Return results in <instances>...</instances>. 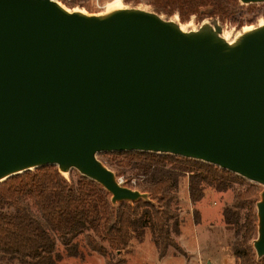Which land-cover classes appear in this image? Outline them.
Here are the masks:
<instances>
[{"label":"water","instance_id":"water-1","mask_svg":"<svg viewBox=\"0 0 264 264\" xmlns=\"http://www.w3.org/2000/svg\"><path fill=\"white\" fill-rule=\"evenodd\" d=\"M253 30L229 46L217 28L184 32L152 10L0 0V182L55 164L133 202L148 196L98 153L200 160L263 186L252 243L263 257L264 24Z\"/></svg>","mask_w":264,"mask_h":264},{"label":"trees","instance_id":"trees-1","mask_svg":"<svg viewBox=\"0 0 264 264\" xmlns=\"http://www.w3.org/2000/svg\"><path fill=\"white\" fill-rule=\"evenodd\" d=\"M72 2L87 0H70L66 4ZM148 2L151 10L159 15L178 6L188 13H205L222 20L242 4L239 0ZM205 8L208 11L205 12ZM98 158L116 177L123 176L125 186L146 193L148 198L112 203L110 193L99 183L81 174L72 182L55 164L12 175L0 182V264H11L15 259L26 264H55L60 259L55 250L56 240L65 246L68 255H76L78 250L71 240L84 230L91 232L86 236L91 248L100 254L123 253L131 238L140 240L144 236L149 222L161 255L170 246L178 250L171 236L170 221L178 217L172 204L177 199L180 178H187L191 203L203 198L206 187L225 191L234 179L233 172L214 164L167 153L111 151L98 153ZM254 193V189L234 192L233 208H225L222 212L225 225L238 226L239 211L247 204L253 205ZM247 211L239 224L241 234L234 239L231 252L237 264H264V256L257 258L248 242L256 214ZM193 219L199 222L197 211ZM94 236L107 245L96 242Z\"/></svg>","mask_w":264,"mask_h":264},{"label":"rangeland","instance_id":"rangeland-1","mask_svg":"<svg viewBox=\"0 0 264 264\" xmlns=\"http://www.w3.org/2000/svg\"><path fill=\"white\" fill-rule=\"evenodd\" d=\"M148 1L100 0L96 3L93 0H87V2H72L64 5L70 11H82L87 15L98 16L118 7H133L151 11L152 7ZM175 7L168 8V13L161 14V18L173 21L184 32L196 31L203 25H210L212 28L219 30L220 37L229 41L234 40L248 27L255 28L264 24V2L242 3L234 8L232 14L224 20L205 13H188L183 8ZM203 10L206 12L208 8ZM100 158L102 160L106 159V157ZM60 173L72 182H75L80 175L74 168ZM233 174L234 179L228 189L216 191L208 186L205 188L203 198L196 203H191L189 200L187 178H180L176 188L177 199L172 204L178 217L170 221L171 236L179 246L178 250L170 246L161 255L154 228L149 222L145 228L144 236L140 240L131 238L126 252L123 253L111 252L110 255H102L92 249L86 236L87 233L91 232L87 230L82 231L71 240L77 247L76 255H68L65 246L57 239L55 250L59 252L60 259L55 264H237V259L231 252V246L236 236L241 234L239 224L243 221L245 212L250 210L252 214H256L255 203L260 198L263 186L238 174ZM117 178L122 183L124 182L123 176ZM139 180H142V178H139ZM253 189L255 191L251 199L253 205L247 204L245 208L239 211L238 226L225 225L222 212L225 208H233L231 204L234 192L236 190L247 192L250 190L251 192ZM196 211L199 214L198 223L193 219ZM257 223L256 215V221H252L253 231L248 241L252 248L253 240L257 237ZM94 239L98 243L107 245L105 241L100 240L97 236H94ZM11 264L26 263H20L15 259Z\"/></svg>","mask_w":264,"mask_h":264},{"label":"bare ground","instance_id":"bare-ground-1","mask_svg":"<svg viewBox=\"0 0 264 264\" xmlns=\"http://www.w3.org/2000/svg\"><path fill=\"white\" fill-rule=\"evenodd\" d=\"M52 1H54L55 4L58 5L60 8L66 10V11H68V12L70 11V10H69L64 4L60 3L59 1H55V0H52ZM121 8H122V7H118V8L110 9V10L107 11V13H108V12L115 11V10H118V9H121ZM251 31H254L253 28H249V27H248V28H246V30H245L244 32L246 33V32H251ZM240 36H241V34L238 35V36H237L234 40H232V41H229V40L226 39L228 45L231 46V44H232L233 42H235L237 39H239Z\"/></svg>","mask_w":264,"mask_h":264},{"label":"built area","instance_id":"built-area-1","mask_svg":"<svg viewBox=\"0 0 264 264\" xmlns=\"http://www.w3.org/2000/svg\"><path fill=\"white\" fill-rule=\"evenodd\" d=\"M55 1H59L60 3L62 4H66L67 2H69L70 0H55ZM95 1L96 3L99 2L100 0H93Z\"/></svg>","mask_w":264,"mask_h":264}]
</instances>
